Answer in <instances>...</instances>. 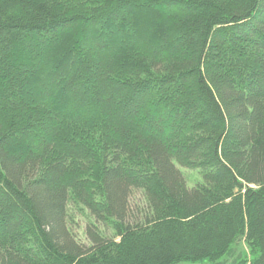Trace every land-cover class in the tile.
<instances>
[{
    "label": "trees",
    "instance_id": "trees-1",
    "mask_svg": "<svg viewBox=\"0 0 264 264\" xmlns=\"http://www.w3.org/2000/svg\"><path fill=\"white\" fill-rule=\"evenodd\" d=\"M243 240L234 264H264V0H0V264H223Z\"/></svg>",
    "mask_w": 264,
    "mask_h": 264
},
{
    "label": "rangeland",
    "instance_id": "rangeland-1",
    "mask_svg": "<svg viewBox=\"0 0 264 264\" xmlns=\"http://www.w3.org/2000/svg\"><path fill=\"white\" fill-rule=\"evenodd\" d=\"M179 169L182 171L183 176L185 177L187 184L189 187H193L197 182L202 181V174L197 170L188 169L178 165ZM130 206L133 211H137L138 209H142L145 206V198L142 192H135L130 198ZM68 212L70 215L69 225L73 231L75 237L83 243H87L86 239V226L88 225L89 215L87 211H84L81 207H76L74 205H70L68 207ZM242 253L243 257L250 258L249 249L246 242L243 240L240 244L235 246L234 254L231 256H227L222 259L223 264H234L235 259L239 254ZM182 264H212L209 260L204 259L196 263L186 262Z\"/></svg>",
    "mask_w": 264,
    "mask_h": 264
}]
</instances>
